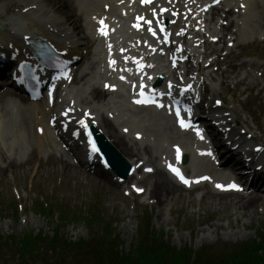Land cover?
<instances>
[{
	"label": "bare ground",
	"instance_id": "bare-ground-1",
	"mask_svg": "<svg viewBox=\"0 0 264 264\" xmlns=\"http://www.w3.org/2000/svg\"><path fill=\"white\" fill-rule=\"evenodd\" d=\"M34 1H37V3L40 5V9H41V11L44 12V16L52 18L54 23L60 24V27L68 26L72 31H74V34L71 37L73 39H75L74 40L75 42H78V40L76 38L79 37V28L75 26L77 21L74 19L73 15L70 11V9L73 8V6L75 5V0H62V2H61V0H34ZM5 9H6L5 5L0 4V14H2L3 11H5ZM0 20H1V15H0ZM9 21L12 22L15 26L19 25V23H18L19 21L15 18H10ZM21 26L28 27L29 25H27V24L25 25V24L21 23ZM247 49H249V50L252 49L254 56L256 58H258V59L260 57L264 58V44L252 43V47L250 48V46H249V47H247ZM244 54L246 55L247 53H244ZM234 62L235 61H227L226 69L231 70L230 74H233V72L236 70V67H239V69H237V72H240L242 69H245L247 66H249L251 68L256 66V64H254V63L248 64L246 62H241V61H239L241 63L237 66V65H235ZM256 63L258 64V66H260V67H262V69H264V62L256 61ZM240 82H245V79L241 80ZM0 105H1V102H0ZM1 107L2 108H5V107L3 105L0 106V121L4 122L6 119L5 118L6 114L1 109ZM102 124L104 125L105 129L107 130L106 132L111 137H113V139H115L116 145H122L121 138L118 137L116 134L112 133L111 131H108V128H107L108 124L105 122H102ZM118 148H121V146H119ZM44 167L45 168H43V170H42L44 172V174L50 173L48 171V170H50L49 167H53V169H51V170L55 169V172L60 170L58 165L52 164V163H49V164H47V166L45 165ZM66 168H68V167L66 166ZM8 169L5 171L0 170V178L4 177L6 172H9ZM32 172H34V176H37L36 170L31 169L30 173H32ZM10 173H11V177L15 178L14 174H16V173H14L13 171H11ZM21 173L23 175H27L29 172L25 169H22ZM69 173L70 172H67V174H69ZM62 174L66 175V172L63 171ZM99 184L101 185L102 183L100 182ZM102 185H104V184H102ZM174 189H175V187L170 182H168L165 178H163V176L161 174H158L157 178L152 183H150L148 191L150 194L157 195V197L160 200L159 206H164L165 204L170 205L172 202L178 201L181 198V195L176 193V191ZM106 191H107V189H106ZM210 196H214V195H211L210 193L206 192L205 194H203L200 197V199H196L194 196L191 197L189 199V202L190 203H192V202L203 203V201H204V202H207L208 204H210L212 207H214V209L216 211H220L222 208L225 209L226 207L232 208L230 215L233 216V215L237 214V216L234 218L235 220L238 218L241 219V217H246V223L247 224L250 223L249 219L247 217V214L249 212H251L253 214V211H251L253 208L252 203L253 202L260 203V204L264 203V197H260L259 195H251V196H245V197H240V198L234 197L233 199L228 200V201H226L227 199H225L226 197H224V196H221V197L216 196L217 198H221V199H217V200L211 199ZM258 207L259 206H256L255 210ZM215 210H214V212H216ZM218 214H220V213H218ZM228 217H229V215H226V218H228ZM246 223L243 222L242 225L244 226V225H246ZM226 226H228V225L217 224V227H219V228H223Z\"/></svg>",
	"mask_w": 264,
	"mask_h": 264
},
{
	"label": "rangeland",
	"instance_id": "rangeland-1",
	"mask_svg": "<svg viewBox=\"0 0 264 264\" xmlns=\"http://www.w3.org/2000/svg\"><path fill=\"white\" fill-rule=\"evenodd\" d=\"M18 177H17V184H18V186H19V191L20 192H22V189H23V183L26 181V179L25 178H22L21 177V175H17ZM50 175L48 174L47 175V179L50 181ZM41 179H43V178H41ZM48 180H46V182L48 183L49 181ZM5 181H7V179H3V182H5ZM39 184L41 183V182H38ZM69 183V180H67V183L66 184H68ZM79 186V188L85 193V194H89L90 193V191H89V189H92L99 197H102L103 195V193L100 191V190H96L94 187H87V186H84V185H77V187ZM69 189V187L67 186V190ZM4 199L5 200H7V199H10V201H11V198H10V196H9V193H4ZM106 201L107 200H111L110 198H106L105 199ZM12 202V201H11ZM71 202H72V199H71ZM100 205H101V207L103 208V210H104V208H106V207H104V206H106V202L104 201V200H102L101 202H100ZM82 212H91V209L90 208H86V209H83L82 210ZM106 213H107V211H104V213H102L103 215H106ZM101 214V215H102ZM209 224H211V223H209ZM254 226V225H253ZM155 230H158V227L156 226L155 227ZM236 242H239L240 240H235ZM235 243V242H234ZM171 244H172V242H171Z\"/></svg>",
	"mask_w": 264,
	"mask_h": 264
},
{
	"label": "snow or ice",
	"instance_id": "snow-or-ice-1",
	"mask_svg": "<svg viewBox=\"0 0 264 264\" xmlns=\"http://www.w3.org/2000/svg\"><path fill=\"white\" fill-rule=\"evenodd\" d=\"M105 34H106V33H105ZM177 115L179 116V110H177ZM181 125L184 126V127H188V126H190V125H186V124H184V121H183V120H181ZM169 167L171 168V170H172L177 176L180 177V179H181L184 183H186V184L189 183V181L186 180V179L183 177V175L179 172L178 169L173 168L171 165H169ZM149 171H151V169H149ZM205 179H207V178H205ZM217 187H218V188H222L223 185H217ZM229 187H230V188H237V189H238V185H236V184L229 185ZM137 191H143V190H142V189H137Z\"/></svg>",
	"mask_w": 264,
	"mask_h": 264
},
{
	"label": "trees",
	"instance_id": "trees-1",
	"mask_svg": "<svg viewBox=\"0 0 264 264\" xmlns=\"http://www.w3.org/2000/svg\"><path fill=\"white\" fill-rule=\"evenodd\" d=\"M239 264H264V256L252 255L249 258L244 259Z\"/></svg>",
	"mask_w": 264,
	"mask_h": 264
}]
</instances>
